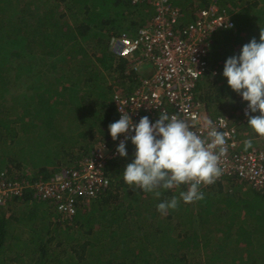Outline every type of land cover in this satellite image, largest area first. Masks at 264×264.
<instances>
[{
  "label": "trees",
  "instance_id": "16d2710c",
  "mask_svg": "<svg viewBox=\"0 0 264 264\" xmlns=\"http://www.w3.org/2000/svg\"><path fill=\"white\" fill-rule=\"evenodd\" d=\"M168 2L180 10L181 27L195 20L194 3ZM260 4L223 0L219 5L230 17L235 13L234 27L212 39L207 64L217 74L201 77L196 86L195 100L206 110L227 94L236 98L234 114L246 104L222 71L242 45L252 38L259 42ZM152 15L147 1L0 0V172L11 181L50 180L91 157L97 145L112 147L114 95H130L141 75L134 70L139 55L117 56L111 42L134 38ZM243 116L240 122L254 134ZM23 123L32 126L28 134ZM242 134L240 140L248 139L249 133ZM236 142L240 152L264 151V137L248 150ZM126 149V157L116 152L106 162L108 187L89 203L78 202L70 219L31 190L0 205L9 213L0 215V264H264V193L230 177L200 185L204 199L193 203L179 199L188 185L161 190L157 198L124 182L135 146L129 141ZM238 189L249 194L237 196ZM172 196L179 200L177 208L157 211V204ZM23 204L39 205L40 216L23 217ZM233 217L243 222L234 225Z\"/></svg>",
  "mask_w": 264,
  "mask_h": 264
},
{
  "label": "built area",
  "instance_id": "2783aa9c",
  "mask_svg": "<svg viewBox=\"0 0 264 264\" xmlns=\"http://www.w3.org/2000/svg\"><path fill=\"white\" fill-rule=\"evenodd\" d=\"M144 1L153 11L151 23L139 29L134 38L124 36L111 42L112 53L117 56L139 55L134 70L141 64L149 67V73L141 75L138 87L130 95H114L117 120L120 108L128 113L133 124L144 116L155 123L159 114L165 112L169 117L175 115L183 119L193 131L208 140L205 121L210 119L226 135V153L219 161L222 174L216 181L237 177L264 193V151L256 148L249 152L237 151L235 128L230 120L205 113L195 100L199 79L209 73L215 74L207 64L211 38L216 31L233 27L230 14L220 9L218 0H208L207 6L198 9L195 20L181 27L180 10L172 7L168 0H134L136 3ZM247 111L246 102L241 113L245 115ZM132 135L131 131L120 134L116 140H111L112 147L97 145L91 157L80 161L75 168L62 170L50 180L11 181L7 174L0 172V205L31 190L38 199L54 201L61 218L74 217L78 202L89 203L108 187L106 162L116 156L114 149L125 136L129 137L127 143Z\"/></svg>",
  "mask_w": 264,
  "mask_h": 264
},
{
  "label": "clouds",
  "instance_id": "9594fccd",
  "mask_svg": "<svg viewBox=\"0 0 264 264\" xmlns=\"http://www.w3.org/2000/svg\"><path fill=\"white\" fill-rule=\"evenodd\" d=\"M222 76L228 87L247 102V126L264 136V30H260L259 42L252 38L242 45L238 55L225 60ZM120 112V118L108 126V131L113 140L120 134L134 132L130 140L135 153L132 162L122 172L124 182L130 187L154 193L157 198L161 196V190L188 185L186 191L179 193L180 200L193 203L204 199L200 185H211L222 174L219 161L226 153L225 133L210 119L205 121L209 129V139L206 140L175 115L169 117L161 112L155 123L144 116L133 124L127 112L121 108ZM257 112L259 115H249ZM128 139L125 136L116 148L121 157L127 156ZM251 147L252 140H245L244 149ZM178 203V198L172 196L158 203L157 211L166 213L169 209H176Z\"/></svg>",
  "mask_w": 264,
  "mask_h": 264
},
{
  "label": "crops",
  "instance_id": "0c3cea01",
  "mask_svg": "<svg viewBox=\"0 0 264 264\" xmlns=\"http://www.w3.org/2000/svg\"><path fill=\"white\" fill-rule=\"evenodd\" d=\"M188 1H191L192 3H194L196 5V8H199L201 6V4L205 3V0H188ZM208 3L209 2L206 1L205 6H207ZM194 15H195V13H194ZM189 19H191V17H189ZM224 30H227V29H224ZM221 32L222 31H218V32L216 31V33H214V35L211 38V43H212V39L217 41V37H218L217 34L221 33ZM235 48H237V47H235ZM140 66L143 67L142 68L143 72H141V73L139 72L140 75L144 76L146 73H149V67L146 64H141ZM215 74H217V70H215ZM235 99L233 100V98L230 96V94H227V96H225L224 98L217 99L215 102H213L210 105V108L208 109L209 111L206 110V108H204L205 113H207V114L210 113L211 116H223V117H226L230 120L231 124L235 128V138L238 141L239 149L245 150L244 149V141L247 140V139H243V140L239 139L240 137H242V135H243L242 133H249L248 139L252 140V148L254 146H259V144L261 143V140L264 136L262 137L256 133L252 134V132H250L251 130L246 129L244 124H242L243 122L242 123L240 122L241 120L242 121L245 120L244 119L245 116H243V114L240 112H236L234 114V112L232 110L233 109L232 102L234 104ZM242 125H243V127H242ZM234 194L237 196L240 195V197L246 198V196L249 193H247L246 191H243V190L240 191L238 189L237 191L234 190ZM5 211L7 212V207H5ZM6 215H9V213H6Z\"/></svg>",
  "mask_w": 264,
  "mask_h": 264
},
{
  "label": "rangeland",
  "instance_id": "374dc122",
  "mask_svg": "<svg viewBox=\"0 0 264 264\" xmlns=\"http://www.w3.org/2000/svg\"><path fill=\"white\" fill-rule=\"evenodd\" d=\"M247 1H250V0H234V2H236V3H243V2H246V4H247ZM258 2H260V3H263L264 2V0H257ZM222 2H223V0H218V3H219V5H221L222 4ZM260 5H264V4H260ZM260 5L258 6V8L259 9H264V8H261L260 7ZM234 16H235V13H233L232 14V19L234 18ZM263 19V18H262ZM233 29V28H232ZM232 29H227V30H219V31H222V32H225L226 34L228 33V32H230V31H232ZM218 32V31H217ZM216 33V32H215ZM24 69H25V67H23ZM143 67L142 66H139V68H138V70H139V72L141 73V72H143V69H142ZM137 70V71H138ZM136 71V70H135ZM136 71V72H137ZM17 91H20V88L18 87L17 89H16ZM51 92H49V94H51V95H54V93H53V91L54 90H50ZM53 109L50 111L51 113H53ZM23 128L27 131L26 132V134H28L29 132H30V130H31V128H32V126H30L29 125V123L28 124H26V123H23ZM28 128V129H27ZM21 211H22V214H23V217H27V216H29V215H31L30 217H31V219L30 220H33L34 218H36V217H39L40 216V213H39V211H40V207H39V205H33L32 206V208H30V207H26V204H23V206H22V209H21ZM7 212L5 211V206H2V207H0V215H4V214H6ZM33 218V219H32ZM232 222H234V225L236 224V223H241V222H243V220H241V218L240 217H237L236 219L233 217L232 218ZM246 223V222H245ZM28 224V223H27ZM89 225H91V222H89L88 223ZM237 225H241V224H237ZM248 225H249V222H248ZM28 225H26V227H27ZM244 226V225H243ZM25 227V228H26ZM41 227V226H40ZM49 228H51V226L49 227ZM52 228H54V226L52 227ZM239 228V227H238ZM238 228H236V231H237V233H238ZM30 236V235H29ZM28 236V237H29ZM235 236V238L237 239L238 238V234H235L234 235Z\"/></svg>",
  "mask_w": 264,
  "mask_h": 264
},
{
  "label": "bare ground",
  "instance_id": "6f19581e",
  "mask_svg": "<svg viewBox=\"0 0 264 264\" xmlns=\"http://www.w3.org/2000/svg\"><path fill=\"white\" fill-rule=\"evenodd\" d=\"M116 48H118V45H116Z\"/></svg>",
  "mask_w": 264,
  "mask_h": 264
}]
</instances>
